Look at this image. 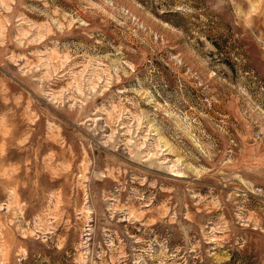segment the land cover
I'll return each instance as SVG.
<instances>
[{
  "label": "rangeland",
  "instance_id": "374dc122",
  "mask_svg": "<svg viewBox=\"0 0 264 264\" xmlns=\"http://www.w3.org/2000/svg\"><path fill=\"white\" fill-rule=\"evenodd\" d=\"M0 264H264V0H0Z\"/></svg>",
  "mask_w": 264,
  "mask_h": 264
}]
</instances>
